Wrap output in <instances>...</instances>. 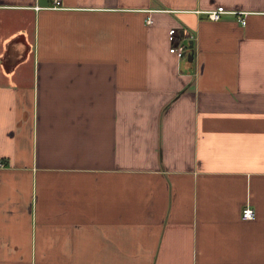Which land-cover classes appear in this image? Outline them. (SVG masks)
Returning <instances> with one entry per match:
<instances>
[{
	"label": "crops",
	"instance_id": "crops-1",
	"mask_svg": "<svg viewBox=\"0 0 264 264\" xmlns=\"http://www.w3.org/2000/svg\"><path fill=\"white\" fill-rule=\"evenodd\" d=\"M51 5L0 0V264H264V0Z\"/></svg>",
	"mask_w": 264,
	"mask_h": 264
},
{
	"label": "built area",
	"instance_id": "built-area-1",
	"mask_svg": "<svg viewBox=\"0 0 264 264\" xmlns=\"http://www.w3.org/2000/svg\"><path fill=\"white\" fill-rule=\"evenodd\" d=\"M51 8H63V0H52ZM200 12H205L207 14V17L213 21L220 20L226 13H232L237 15V19L240 23H242L243 25H246L247 23L246 18L242 16V14L245 12L238 10H229L223 5L217 6L216 8L211 10ZM194 38V33L189 32L186 28H170L168 32V40L170 42L169 51L179 58H185L186 56H188V53L191 49L190 44L193 43ZM254 216V208H252L250 204H247V206L243 209L242 217L246 220H249L254 218Z\"/></svg>",
	"mask_w": 264,
	"mask_h": 264
},
{
	"label": "water",
	"instance_id": "water-1",
	"mask_svg": "<svg viewBox=\"0 0 264 264\" xmlns=\"http://www.w3.org/2000/svg\"><path fill=\"white\" fill-rule=\"evenodd\" d=\"M193 45H194V44H193V43H191V44H190V47H191V48H193ZM189 58H192L191 51H190V53H189Z\"/></svg>",
	"mask_w": 264,
	"mask_h": 264
}]
</instances>
